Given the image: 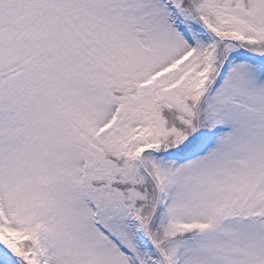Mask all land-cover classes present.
Returning a JSON list of instances; mask_svg holds the SVG:
<instances>
[{"label":"snow or ice","instance_id":"obj_1","mask_svg":"<svg viewBox=\"0 0 264 264\" xmlns=\"http://www.w3.org/2000/svg\"><path fill=\"white\" fill-rule=\"evenodd\" d=\"M0 264H264V0H0Z\"/></svg>","mask_w":264,"mask_h":264}]
</instances>
